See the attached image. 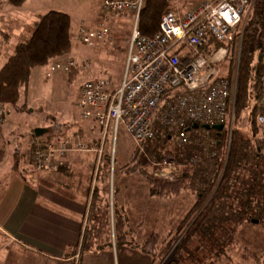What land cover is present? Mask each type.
Returning a JSON list of instances; mask_svg holds the SVG:
<instances>
[{
	"label": "trees",
	"instance_id": "obj_1",
	"mask_svg": "<svg viewBox=\"0 0 264 264\" xmlns=\"http://www.w3.org/2000/svg\"><path fill=\"white\" fill-rule=\"evenodd\" d=\"M25 1L0 0V39H2L0 106L9 104L18 110L22 107L16 104L20 90L26 88L32 71L49 63L51 65L56 59L73 58L70 55L74 50L75 42L78 41L74 36L76 26L72 25L69 14L49 10L36 13L28 36L7 47L10 35L6 27L8 22L6 15H18L17 9ZM189 2L190 0H184L181 7L184 8ZM170 9L171 3L168 0H145L138 16L139 32L146 36L155 34L159 29L161 16ZM82 23L93 25V27L104 23L108 28V35L110 33L105 16L104 19L93 24L84 21ZM237 35L221 43L228 48V62L235 59ZM263 36L264 0H259L247 17L242 35L233 105L234 128L232 127L230 132L226 126L219 131H209L214 144L205 151L202 146L194 143L200 133L199 130H193L195 131L191 132L193 144L182 145L180 149H174V152L167 150V134L159 128L155 131L157 144L148 143L145 151L154 154L152 150L154 146H160L161 149L165 147L166 156H173L180 168L179 177L172 181H157L149 171L142 168L133 169L142 176L155 197L178 196L180 190L187 188L193 192L194 196L193 205L181 220L183 222L178 232L172 234L170 239L153 233L140 244L142 252L148 253L147 250L150 248L149 255L152 262L241 264L235 255L231 256L232 250L237 249L244 252L243 255L250 259L248 264H264L263 251L260 253L250 251L245 245L238 244L236 241V233L241 227L255 226L264 220V144L256 121L260 107L262 72L260 57ZM3 45L6 49H3ZM218 45L209 39L205 46L206 53H211ZM255 53H257V60L254 58ZM73 69L66 72L70 79L77 76ZM231 75V71L228 70L226 78L229 79ZM159 142L160 145H158ZM192 154L196 158L194 165L187 161ZM104 160L108 165L110 157L107 150L103 152ZM126 170L131 171V167L127 166ZM96 189L97 186H92V198L94 196L98 199ZM94 203L96 202L93 199L89 214L94 209ZM123 226L119 217L114 223L119 241H124L126 238ZM179 232H183V235L176 241ZM83 233L81 248L88 244L86 228ZM191 244L192 248L189 247Z\"/></svg>",
	"mask_w": 264,
	"mask_h": 264
},
{
	"label": "built area",
	"instance_id": "obj_2",
	"mask_svg": "<svg viewBox=\"0 0 264 264\" xmlns=\"http://www.w3.org/2000/svg\"><path fill=\"white\" fill-rule=\"evenodd\" d=\"M144 1H102L106 18H132L124 75L117 86L109 77L85 81L79 90L80 114L99 128V156L107 135L114 136L120 124L136 145L155 139L159 128L177 147L193 144L190 134L199 130L194 143L205 151L214 144L209 131L216 124L225 126L229 107V81L217 77L216 65L227 53L221 43L231 39L246 8L256 0H192L184 8L182 0H168L171 9L161 16L159 29L151 36L141 34L137 28ZM107 35L104 23L91 27L81 22L74 32L76 39L87 46L104 42ZM209 39L219 45L206 53ZM260 60V107L256 121L264 131V36ZM87 65V60L66 58L52 63L46 74ZM3 114L0 106V122L4 120ZM32 141V165L39 170L61 166L64 162L57 157L73 149H86L83 143L73 144L62 137H35ZM174 171L173 162L163 161L153 175L159 180H172Z\"/></svg>",
	"mask_w": 264,
	"mask_h": 264
},
{
	"label": "rangeland",
	"instance_id": "obj_3",
	"mask_svg": "<svg viewBox=\"0 0 264 264\" xmlns=\"http://www.w3.org/2000/svg\"><path fill=\"white\" fill-rule=\"evenodd\" d=\"M102 1L103 0H26L22 6L27 10H23V12L19 11V14L15 16L6 15V19L8 21L6 27L10 35L7 47L9 44L17 43L28 36L35 19V15L31 11L38 14L49 10H58L68 13L74 26H77L82 21L93 24L95 21L97 22L104 19L103 14L105 12L101 9ZM258 1L259 0H256L251 6L246 8L241 22L233 30L232 37L238 34L235 59L228 62L226 53L225 57L216 65L218 78L227 79L226 74L228 73V70H230L232 74L231 77L227 79L229 81L230 97L224 124L227 127L228 132L231 131L232 127L234 128L233 105L235 91L237 88V70L239 55L241 52L243 30L251 9ZM94 13L97 17H91ZM106 19L110 33L104 42L94 44L92 46H87L79 41L75 42L74 50L71 52L72 56L70 57H74L78 61H88V65L86 67L73 69V71H76L77 73L75 78L70 79V76L67 75L66 72L62 71H54L49 75L46 74L50 63L43 67H37L32 71L26 88H22L20 90L19 98L16 104L22 107L18 110L9 104L3 105L4 108L2 106L4 111V120L0 122V150L3 151L7 146H11L13 150L12 156L13 158L15 157V159L17 158L14 161L15 163L17 162L20 164L17 168V172L22 176L30 177L31 174L36 172V169H34L35 167L32 165L31 154L32 140L35 138L32 133L35 129L46 130L43 135L38 137L39 140L50 139L55 137L51 136L55 134L61 135L67 140H70L73 144L75 143L78 145L83 143L85 145L84 148H86L85 150H81L79 148V150L73 149L72 152L92 153L90 159H87V161H90L92 167L90 181L91 188H89V211L90 206L93 205L91 204L92 186H96V183L98 185L99 175L101 176V165L103 163L106 164L105 160L103 161V152L106 148H108L107 153H109L110 161H108L107 169L105 170L108 175L107 180L112 178V183H115L116 174L118 175L119 170L123 166L131 167V171L126 170V173H124L123 176L134 178L138 177L140 180L138 188L139 192L136 193L134 189L131 190L132 192L134 191L132 193V199L130 198V183L126 190L122 191V193H124V199L126 200L124 210L125 214L129 217L128 225L130 227L129 229L127 228V230H130V233L127 234L125 240H129L133 244H141L147 236L154 232L161 236H165V239H170L172 234L179 231V226L183 222L181 220L193 205V192L187 188L185 190H180L178 196H171L168 198H158L146 195L145 185L141 182L142 176L133 169H145L149 171L151 176L157 181H172L179 177L181 171L179 170L180 168L178 164H176L174 157L166 156L165 150L167 148V150L169 149V151L174 152V149H180V147H177L175 142H172V139L168 138V146H166V148L164 147L161 149L160 146H154V149H152L154 154H150L145 151L146 146L148 143H151L152 145H155V143L157 144V142H155L157 141L156 138L151 141H147L144 144L136 145V143H134L130 136L126 133L123 125L120 124L118 131L113 138L114 142H112V139L110 142L113 144V148L110 147L111 144H108L105 147H103V144L102 152L99 156L97 150L99 149L98 146L100 144V140L98 139L100 131L94 122L87 124L84 128L85 130L80 128V131L84 132H82L79 136H73L77 134V131L72 133L75 127L77 129L78 126L83 125L84 121L88 122L82 118L79 108H77L79 90L82 84L90 78L97 77L99 75L109 77L110 79H112L113 76V78L115 77L117 79L120 74L121 65L126 61L127 44L132 28V18L130 15H123L118 18ZM112 23L116 24L113 26ZM91 27H93V25ZM225 48L228 49L227 46H225ZM254 58L257 60V53H255ZM64 59L66 58L56 59L52 63ZM26 134L32 135L30 140V161L28 157V162L26 161L25 154H23L25 153V151H23V138H25ZM84 134H86L87 137H83ZM259 135L262 136V142L264 144V131L261 128ZM190 138H192L191 134ZM158 145H160V142ZM17 156L21 158V162L24 160V163H26L27 173L23 172H26L25 169L23 170L24 163H21ZM193 156L194 155L192 154V156L190 155L189 158H187L188 163L191 165L196 163L192 162V160L196 161V158H194L195 156ZM163 161L165 164L173 162L175 165V171L172 172V175H174L172 180H159L161 178L153 175V172L159 171ZM59 167L62 168V165L58 166V168ZM117 196H119V194H117ZM93 199L94 202L96 201L94 209L95 205H97L96 211L99 213V218L96 219L98 222L97 225L100 226H97L98 229H100V232H96L95 235L92 236L97 237L99 235L100 237L103 236L104 239H108L111 230L112 236L110 237V240H112L115 244L125 242V240L119 241L116 237L115 229L113 228L112 230V224L115 223V221L112 222L114 220V216L111 215L110 212L105 211V214H107L110 218V224L108 226L102 217L104 209L100 202V196L98 197V200L95 199L94 196ZM89 215L90 214L88 212V216ZM137 222L140 223L138 224ZM106 233L108 237L105 236ZM100 234H102V236ZM182 235L183 232H179V236L176 241L180 240ZM82 239L83 236L81 238V242ZM236 241L238 244L245 245L250 251L259 253L261 251L264 252V220L255 226L241 227L236 233ZM180 243L181 241L179 244ZM79 247H81V243ZM189 247L192 248L193 245L191 244ZM232 252L231 256L235 255L237 260H239V263L248 264L250 262V259L243 255L244 252L237 249L232 250ZM155 264L160 263L157 262Z\"/></svg>",
	"mask_w": 264,
	"mask_h": 264
},
{
	"label": "crops",
	"instance_id": "obj_4",
	"mask_svg": "<svg viewBox=\"0 0 264 264\" xmlns=\"http://www.w3.org/2000/svg\"><path fill=\"white\" fill-rule=\"evenodd\" d=\"M190 1L192 2V0ZM183 3L184 0L180 4ZM23 10L27 9L23 8L22 5L17 9L20 12H23ZM31 12L34 15L36 14L33 11ZM93 16L97 17L95 13L91 17ZM115 24L112 23L113 26ZM1 43L2 39H0ZM6 46L3 45V49H6ZM124 69L125 63L121 65L119 77L116 79L112 76L111 80L116 86L122 80ZM102 77L106 76L99 75L89 80H96ZM87 121H84L83 125L78 126L77 129L76 127L74 128L72 133L77 131V134L73 136H79L84 132H81L80 128L85 130L84 128L87 124L94 122L92 120ZM45 132L46 130L40 135ZM32 134L34 135V132ZM51 136L62 137L55 134ZM114 136L109 133L103 147L108 144H111L110 147H112L113 144L110 142L111 139L114 142ZM31 137L32 135L26 134L25 138H23V151H25L23 154H25L27 162L28 159L30 161ZM12 151L11 146H7L3 151L0 150V264L156 263L152 262L149 255L150 248L147 251L148 253L142 252L139 243L133 244L129 240L115 244L110 240L112 236L111 230L109 237L107 233L105 234L108 239L103 238V233L100 234L102 237L99 235L97 237L92 236L96 232H100V229H98L100 226L97 225L96 219L99 218V213L96 211L97 205H95V209L90 211V216L87 218L92 173L90 161H87V159H90L91 152L76 153L69 151L64 156L57 157L64 162L62 168L39 170L33 167L36 172L31 174L30 177H25L17 172L20 164L15 163L14 160L17 158H13ZM17 157L19 158V156ZM19 160L21 162V158ZM21 163H24V160ZM24 169L26 172H23L27 173L26 163L23 164ZM106 169L107 165L103 163L100 169L101 176L99 175L98 185L96 183V192L101 198L100 202L104 209L102 217L106 221L107 226L110 224V218L105 214V211L110 212L114 216L112 222L117 221V218L120 217L124 225L123 230L127 236L130 233V230H127V228H130L128 225L129 217L125 214L124 206L126 200L122 191H125L130 183V191L134 189L138 193L140 180L138 177L123 176L127 169V166H123L120 169L121 171L119 170L118 175L116 174V182L112 183V178L107 180ZM141 182L145 185L146 195L153 196L143 178H141ZM133 192L131 191L130 193L131 199ZM137 223L139 224L140 222ZM85 228L88 244L81 248L79 246ZM113 228L114 223L112 224V230Z\"/></svg>",
	"mask_w": 264,
	"mask_h": 264
},
{
	"label": "water",
	"instance_id": "obj_5",
	"mask_svg": "<svg viewBox=\"0 0 264 264\" xmlns=\"http://www.w3.org/2000/svg\"><path fill=\"white\" fill-rule=\"evenodd\" d=\"M193 127L196 128V124L193 125ZM214 130H222L223 128V125L222 124H216V125H213L212 127ZM44 132V129H35L34 130V135L35 136H39L40 134H42Z\"/></svg>",
	"mask_w": 264,
	"mask_h": 264
}]
</instances>
